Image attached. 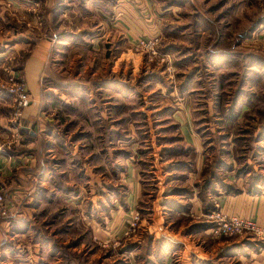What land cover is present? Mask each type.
<instances>
[{
	"label": "rangeland",
	"instance_id": "1",
	"mask_svg": "<svg viewBox=\"0 0 264 264\" xmlns=\"http://www.w3.org/2000/svg\"><path fill=\"white\" fill-rule=\"evenodd\" d=\"M107 1L109 9L112 8L111 4L118 2ZM125 1L136 7H140L143 1L148 3L146 0ZM158 1L162 2L163 13H166L163 24L165 34L164 37L155 36L161 39L160 55H165L166 59L169 56V62L167 60L160 63L158 58L151 62L150 55L137 49L136 43L132 47L125 45L124 53L131 50L132 54L140 57L141 62L135 65L132 59L125 57L115 78L107 72L108 69L110 71L111 63H102L104 51H89L83 46L68 48V35L73 30L74 35L85 38L88 43L92 38H101V20H107L98 11L95 12L92 4H85V0H0V65L5 74L0 87L3 91L11 95L7 92V83L12 76L24 78L21 67L27 56L26 49L33 48L34 44L43 39L54 44L50 53L52 72L50 69L47 71V79L49 77L55 83L67 82L71 74L82 73L76 82L86 85L88 89H103L106 82L113 86V83H117L123 88L122 94L101 96L97 92L87 97L83 100L85 105L79 104L82 109L78 112L80 116L67 119L87 126L92 137L86 144L81 141L79 146L85 144L86 152H90L94 159L103 158L101 163L95 162L101 165L100 171L104 173L106 181L99 180L93 172L92 182L105 183L109 187L105 190L109 211L118 189L119 193H125V187L121 188L120 185L115 189L111 186L116 183L125 184V175L123 181L117 178L120 170L125 171L132 156L138 159L142 168L143 216L139 210L136 211L139 212L138 221L133 219L135 213L131 216L123 237L108 240L93 238L92 243H85L84 249V239L81 237L83 231L77 227L74 241L76 251H71L67 259L72 260L73 264H130L134 258L132 255L136 252L142 264H151L147 251L153 236L145 227L149 225L147 220L150 219L155 204L159 203L161 207L170 205L171 211H179L178 206L166 202L175 200L179 205L191 195L203 200L199 192L207 195L210 193L212 196V191L199 187L206 184L209 178L223 192L228 182L231 183L234 178V175L231 176V168L235 167L240 175H247L248 172L253 173L255 168L256 173L260 171L259 165L264 162L261 160L264 159V0ZM84 4L86 7L90 5L89 9H84ZM173 8L177 11L176 15L168 13L173 12ZM106 37L108 38L105 39L111 38L109 34ZM119 39L123 42L126 40L124 36H119ZM111 52L109 60L115 57L113 49ZM89 58L92 61H88ZM95 59L97 65L94 63ZM54 70L63 78L57 75L55 77ZM93 72L97 75L90 82ZM103 72L106 78H95ZM160 80L163 85L159 83ZM162 87L166 88L167 93L170 89L173 92L177 88L183 89L185 93L194 91L193 98L196 101L195 112L192 113L199 134L205 140L207 155L205 166L198 177L194 174V161L190 158L192 149L182 142L175 116L170 106L166 107L170 102L163 101ZM241 90L244 94L251 95V98L248 97L251 112L246 117L241 112ZM91 99L102 108L101 113L99 109L92 107V102H89ZM162 107L165 108L161 110ZM13 108L15 111V107ZM103 113L107 120H102L100 124L99 119ZM87 114L91 119H97V122H85L83 118ZM67 119L61 116L65 123L68 122ZM66 126L61 132L58 155L55 156V162L59 161L62 166L69 161L67 151L71 147L70 143L65 142L68 139L64 132L68 131L70 125ZM100 135L104 137V143L99 141ZM17 142L7 140L5 147L13 149ZM37 149L36 156L44 158L48 150L47 144L41 143ZM114 162L117 163L116 167ZM61 171L57 177L59 181L62 179ZM213 171L218 174L216 180L213 178ZM190 175L191 183L188 181ZM0 193L8 208L6 214H0V218H9L11 210L8 199L2 191ZM207 202L208 199L204 200V205ZM211 214L204 213L206 223L210 224ZM180 224L181 222L174 221L172 226L179 228ZM197 225L188 226L185 234L195 233L194 227ZM212 237L215 238L213 235ZM245 237L255 239L252 236ZM255 240L261 243L259 239ZM161 241L163 244H160ZM159 245H164L165 249L177 248V245L164 239L159 240ZM206 245L210 246L208 242ZM141 247L143 249L138 252ZM222 260L221 264H231V257L228 255ZM173 262L177 264L179 259L173 258ZM63 263L67 264V261Z\"/></svg>",
	"mask_w": 264,
	"mask_h": 264
},
{
	"label": "crops",
	"instance_id": "2",
	"mask_svg": "<svg viewBox=\"0 0 264 264\" xmlns=\"http://www.w3.org/2000/svg\"><path fill=\"white\" fill-rule=\"evenodd\" d=\"M117 1L111 4L112 8L109 9L107 0H85V4H92L91 6L96 9L95 12L98 11L97 13L104 16L105 21L107 20V22H104V19L101 20V29H99L101 38H92V41L88 43L85 38L74 35V30L68 35V48L83 46L89 51L100 53L104 51L101 57L102 63L107 61L111 63L110 71L108 69L107 72L115 78L125 57L132 59L135 65L141 62L140 57L132 54L131 50L124 53L123 49L128 45L132 47L133 43H137L143 37L153 35L164 37L163 24L166 20L162 2L158 0H146L147 4L143 1L140 7L133 6L125 0ZM85 4L83 8L89 9L90 5L86 7ZM172 11L168 13L176 15L175 8ZM108 34L111 38L105 39L108 38L106 37ZM115 34L124 36L125 42ZM53 45V42L43 39L34 44L33 48L26 49L27 56L21 70L32 103L24 111L21 128L18 129L21 138L13 149L5 146L10 136L17 130L11 122L14 100L0 87V191L6 195L11 210L9 218H0V264H62L65 260L67 264H73L72 260L67 259L71 251H76L74 241L77 227L83 231V236H78L84 239V249L85 243H92L93 238L108 240L118 239V236L123 237L131 216L137 210L141 211L143 216L142 168L138 159L132 156L125 171L120 170L117 178L123 181L125 175V184L116 183L111 186L118 189L121 185V188L125 187L123 188L125 193H119L118 189L109 211L105 201L108 198L105 190L109 187L105 183L92 182L93 172L99 180L106 181L104 173L100 171L101 165L98 164L103 158L94 159L90 152H86L85 144L92 137L91 132L86 129L87 126L67 119L80 116L78 112L82 109L79 104L85 105L83 100L87 97L97 92L101 96L113 93L117 95L120 92L122 94L123 88H120L117 83H113V86L112 83L106 82L103 89H88L86 85L76 82L78 78H81L82 73L71 74L67 82L55 83L53 79L49 77L47 79V71L50 69L52 72L50 64H53V61L50 63V53L54 48ZM112 49L115 57L109 60L112 57ZM82 60L85 59L82 57ZM88 61L92 59L89 58ZM94 63L97 65L96 59ZM56 75L63 78L54 70V76ZM96 75V72H93V77L90 76L89 81L92 82ZM95 78L102 80L106 78V75L103 72ZM4 80L5 74L2 73L0 65V85ZM71 83H73L72 86H68ZM159 83L163 85L162 80ZM47 86L48 89H45ZM162 88L163 101L170 102L166 107L170 106L171 109H169L175 116L182 142L192 149L190 158L194 161V174L198 177L205 166L207 155L205 140L199 134L193 117L196 101L193 98L194 91L185 93L183 89L175 88L173 92L170 89L167 93L166 88ZM241 92L243 93L241 112L246 117L251 112L248 101L251 95L244 94L243 90ZM89 102H92V107L99 109L101 113L102 108L97 106L96 101L93 102L91 99ZM164 108L162 107L161 110ZM89 110L87 112H90ZM61 116L65 117L70 124L62 121ZM100 117V124L102 120H107L104 113ZM83 120L91 124L97 122V119H91L89 114L84 116ZM66 124L70 125L68 131L64 132L68 140L66 141L63 137L62 140L70 143L71 147L67 151L69 161L62 166L59 161L55 162V156L58 155V141L61 140V132ZM98 138L101 143H104V137L100 135ZM81 141L85 144L79 146ZM41 143H46L48 147L44 158L36 156L39 150L37 147ZM261 164L260 171L256 173L255 168L253 173L251 171L247 175H240L238 171H235V167L231 168V176L234 175V178L231 179V183L228 182L227 186L231 184V188L234 189L226 190L223 186L224 191L216 195L215 190L219 188L213 184L211 187L215 189H213L214 192L211 191L218 208L224 213L256 221L264 227V162ZM114 165L116 167L117 163L114 162ZM59 169L62 170L60 181L57 179ZM251 174L256 177H252ZM188 181L192 182L191 175ZM179 204L181 205L178 206L179 211L175 209L171 211L170 205H163L162 208L159 203L155 204L153 212L151 211L150 219L147 220L149 225L145 227L146 231L153 236L148 243L147 251L151 264H174L173 258L179 259L177 264H221L223 262L221 258L227 255L231 257V264H264V241L259 243L255 239L246 237L215 240L210 228L186 235L188 226L206 223L204 200L191 195ZM174 221L181 222V226L173 227ZM110 223L111 226H108ZM161 239L177 245V248L165 249L164 245H159ZM68 242L70 245L67 244ZM207 242L210 246L206 245ZM160 244H163V241ZM142 249L143 247L138 252ZM132 256L134 258L130 264L143 263L140 258H137V252Z\"/></svg>",
	"mask_w": 264,
	"mask_h": 264
},
{
	"label": "built area",
	"instance_id": "3",
	"mask_svg": "<svg viewBox=\"0 0 264 264\" xmlns=\"http://www.w3.org/2000/svg\"><path fill=\"white\" fill-rule=\"evenodd\" d=\"M161 39L157 36L144 37L137 41L136 47L144 53L150 55L152 59H159L160 63L169 62V56L160 55ZM7 92L13 96L15 111L12 117V123L15 126V133L10 136V140H19L21 138L19 128H21V121L24 117V111L31 105L27 84L25 79L12 76L9 83H7ZM8 208L4 202L3 195L0 193V214H6ZM212 235L215 238H237V237H251L264 241V227L260 226L256 221L240 218L238 215H228L221 209L213 211L209 216ZM134 221L139 220V212H135L133 216Z\"/></svg>",
	"mask_w": 264,
	"mask_h": 264
},
{
	"label": "trees",
	"instance_id": "4",
	"mask_svg": "<svg viewBox=\"0 0 264 264\" xmlns=\"http://www.w3.org/2000/svg\"><path fill=\"white\" fill-rule=\"evenodd\" d=\"M239 94L242 96L243 93L242 92H239ZM217 167H215L216 169ZM212 175H213V178L216 180V177H217V173H214V171L212 172ZM208 181V182H207ZM206 184L203 183V185H199L200 186H203L202 189H204L205 191L208 190V192L211 191V189H213L211 186H213V181L209 178L207 180ZM218 182H219V179H218ZM215 189V188H214ZM230 189H234V188H231V185L229 186H226V190H230ZM214 192V190H212ZM212 192V194H213ZM215 193L216 195H219L220 191L219 190H215ZM200 196L203 198V200H206L208 199V202L204 208V213H207V214H210L212 213L213 211H216L218 210V205H217V201L215 200V198H213L210 193L207 195V193H203V192H199ZM166 203H169V204H172V205H175V206H179L177 201L175 200H169L167 201ZM181 206V205H180ZM178 208V207H177ZM213 225L212 224H209V223H203V224H200V225H197L196 227H194L196 231H199V230H204V229H208V228H211Z\"/></svg>",
	"mask_w": 264,
	"mask_h": 264
},
{
	"label": "water",
	"instance_id": "5",
	"mask_svg": "<svg viewBox=\"0 0 264 264\" xmlns=\"http://www.w3.org/2000/svg\"><path fill=\"white\" fill-rule=\"evenodd\" d=\"M27 133L29 132V131H26Z\"/></svg>",
	"mask_w": 264,
	"mask_h": 264
}]
</instances>
